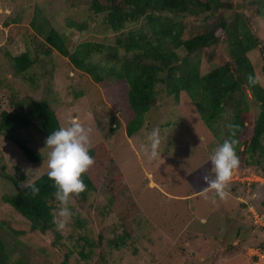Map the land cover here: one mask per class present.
<instances>
[{
	"label": "rangeland",
	"instance_id": "obj_1",
	"mask_svg": "<svg viewBox=\"0 0 264 264\" xmlns=\"http://www.w3.org/2000/svg\"><path fill=\"white\" fill-rule=\"evenodd\" d=\"M91 1L0 0V111L44 99L61 126L76 117L90 127L91 146L103 141L112 155L108 173L121 170L126 179L115 203L130 193L138 206L129 219L133 231L123 245L111 244V239L123 235L125 226L104 184L85 198L72 194L69 207L73 215L69 218L58 217L61 205L54 199L52 229L45 233L32 230L29 221L3 197L15 193L11 178L20 172L26 176L20 184L26 186L49 170L47 137L35 125L29 127V145L43 156L42 161L30 163L0 132V239L9 256L7 264H249L253 248L263 240V232L251 223L249 212L250 206L258 210L264 206L262 154L257 149L251 155L241 144L237 151L240 164L227 197L213 199L215 190L205 188L203 177L210 174L215 149L227 139L223 129L227 122L218 118L205 122L185 91L178 97L167 96L161 84L158 100L144 115L142 126L128 136L125 124L134 113L129 107L125 111L119 107L126 103V84L113 79L95 82L50 48L37 30L55 29L69 51L85 41L112 46L121 33L106 29L103 15L89 8ZM222 1L227 4L204 23L190 17L183 20V35L197 33L202 24L216 22L221 14L228 20L243 15L259 38L248 58L264 88V0ZM204 15H200L202 19ZM223 39L203 49L202 73L231 59ZM23 51L36 61L25 73H16L11 56ZM109 56V48L95 49L87 59L111 64ZM246 95H250L248 91ZM229 113L230 109L224 113L225 120ZM257 113V106H250L249 134ZM154 127L161 131L162 153L148 159L142 145ZM59 219H65L63 228L57 226Z\"/></svg>",
	"mask_w": 264,
	"mask_h": 264
},
{
	"label": "trees",
	"instance_id": "obj_2",
	"mask_svg": "<svg viewBox=\"0 0 264 264\" xmlns=\"http://www.w3.org/2000/svg\"><path fill=\"white\" fill-rule=\"evenodd\" d=\"M225 4L222 0H92L89 8L103 15L106 29L121 33L116 36L112 46L85 41L69 51L55 29L50 28L47 32L41 28L37 30L44 35L50 48L67 57L75 68L88 73L95 82L113 79L115 83L126 84V103L119 107L121 111L129 107L134 113L125 124L128 136L142 126L144 115L158 100L161 84L163 89H160L167 96L178 97L180 92L185 91L197 105L205 122L217 118L227 122L223 129L227 139L236 141V153L239 146L245 144V150L251 155L258 149L264 159V88L248 58V52L259 45V38L252 33L243 15L228 20L223 14L216 22L202 24L197 33L187 37L183 35V20L190 17L193 20L201 19L204 23V19ZM201 14H205L203 19ZM70 22L74 26L75 23ZM80 26H84V23ZM222 38L231 59L202 73L203 49L215 45ZM104 48L110 49L111 64L107 60L106 63H99L87 59L90 50L101 51ZM11 60L16 73H25L36 61L27 51L11 56ZM247 91L250 98L246 95ZM250 106H257L258 109L252 134H249L247 123ZM228 109L230 113L225 120L224 113ZM31 125H35L46 137L52 130L61 127L54 109L44 99L20 104L19 109L12 111H0V132L16 144L28 162L37 163L42 161L43 156L29 145ZM90 154L94 157V164L83 174L87 187L78 195L85 198L97 187L103 184L107 187L120 223L125 226L123 235L111 239V244L119 247L133 231L129 219L138 212V206L130 193L125 195L122 202L115 203L124 190L126 179L121 170L108 173L107 167L113 158L106 144L96 142L91 146ZM47 173L45 171L28 185L21 186L26 176L23 171L20 172L11 178L15 193L3 197L29 221L32 230L41 233L54 226L52 208L56 187ZM32 185L38 187L39 192L33 194ZM259 210L263 211L264 206ZM262 242L258 245H262ZM80 253L84 256L82 251ZM8 257L0 239V264H7Z\"/></svg>",
	"mask_w": 264,
	"mask_h": 264
},
{
	"label": "clouds",
	"instance_id": "obj_3",
	"mask_svg": "<svg viewBox=\"0 0 264 264\" xmlns=\"http://www.w3.org/2000/svg\"><path fill=\"white\" fill-rule=\"evenodd\" d=\"M91 132L90 127L84 126L78 118L72 117L67 126L52 130L45 140V145L50 149L47 175L56 187L55 197L61 205L58 209L60 218H69L73 215L69 207L70 198L72 194H79L87 187L83 174L94 164V157L90 154ZM161 142L160 128L154 127L142 145L148 159L161 156ZM235 143L234 139L224 140L210 158L212 168L210 174L204 175L203 180L206 182L205 188L215 190L213 199L215 197L223 199L228 195L227 189L233 173L240 164L234 147ZM31 190L33 194L39 192V188L35 185L31 186ZM251 207L259 213L262 211L257 207H249L251 223L257 227L253 222ZM57 226L63 228L65 219H59Z\"/></svg>",
	"mask_w": 264,
	"mask_h": 264
},
{
	"label": "built area",
	"instance_id": "obj_4",
	"mask_svg": "<svg viewBox=\"0 0 264 264\" xmlns=\"http://www.w3.org/2000/svg\"><path fill=\"white\" fill-rule=\"evenodd\" d=\"M252 209V217L254 224L264 232V211L257 212L255 209ZM251 264H264V241L262 245H257L253 248L252 253L250 254Z\"/></svg>",
	"mask_w": 264,
	"mask_h": 264
}]
</instances>
